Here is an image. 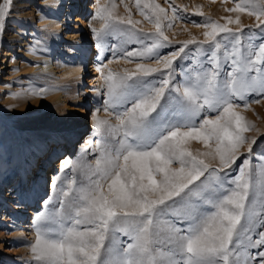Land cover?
<instances>
[{"label": "snow or ice", "instance_id": "6c2138e0", "mask_svg": "<svg viewBox=\"0 0 264 264\" xmlns=\"http://www.w3.org/2000/svg\"><path fill=\"white\" fill-rule=\"evenodd\" d=\"M11 2H0V31ZM143 6L152 16L141 15L156 28L152 43L127 51L123 58H155L158 67L137 63L134 71L106 75L107 64L97 67L108 97L105 112L114 115L116 123L95 119V127L106 134L97 142L100 155L95 167H89L86 185L76 188L71 180L60 189L59 208L47 214L48 226H41L38 219L32 254L40 264H180L171 259L177 254L182 264H264V231H257L255 238L249 235L247 244L241 240L242 232H252L256 197L250 191V160L244 158L237 165L239 175L234 179L226 171L240 160L242 145L251 154L255 144L244 136L250 125L238 113L241 105L236 101L253 91L264 93V35L258 45H244L242 29L233 32L227 26L238 20L209 21L203 25L204 42L188 40L161 56L158 49L168 46L161 31L165 10L152 3ZM172 11L176 19V9ZM229 11H246L260 21L255 27L264 25V0H242ZM95 17L103 21L100 30L91 29L98 40L125 23L113 21L109 8L100 6L99 0ZM221 34L227 44L217 39ZM190 44H197L198 56L206 59L194 60V74L185 73L181 90L172 87L170 70ZM161 66L169 71H161ZM157 72L162 77L158 83L146 79ZM166 96L176 101L178 113L169 109ZM192 140L207 151H189ZM212 161H218L217 167ZM225 178L234 187H226ZM58 179L52 181L53 188ZM253 227L264 229V219ZM117 234L130 241L120 250L111 247L122 243ZM159 244L166 251L158 250ZM105 252L112 258H106Z\"/></svg>", "mask_w": 264, "mask_h": 264}, {"label": "rangeland", "instance_id": "374dc122", "mask_svg": "<svg viewBox=\"0 0 264 264\" xmlns=\"http://www.w3.org/2000/svg\"><path fill=\"white\" fill-rule=\"evenodd\" d=\"M57 1L12 0L10 15L6 19L3 30L0 31V193L4 192L7 195L6 190L11 188V197L19 198L15 159L18 158L19 153H26L33 141H40V137L45 135L52 125H59L66 118L67 108L72 106L77 94L81 93L79 91L77 93L80 86L92 91L87 95L91 116L88 125L84 127V131L74 142L72 161L68 167L64 168L63 172L59 171L55 174L54 179L59 177L56 188L51 186L54 179L50 180L47 189L36 198L39 203L38 209L34 215L30 216L28 223L26 222L27 230L31 228L33 232L32 237L13 236L14 220L8 214L4 202L0 201V264H40L30 254L31 246L35 242L38 219L41 226L50 224V221L46 219L47 214L52 209L59 208L60 189L66 188L69 181L75 180L74 187L76 188L87 184L88 169L95 167L96 159L100 155L97 150V142L106 138L104 131L95 127V119L108 120L111 124L116 123L115 116L105 112V101L108 97L100 72L96 70L95 75L87 74L85 76V81L92 79V85L87 82L80 85L78 77L69 78L60 83L48 72H40L37 68V61L41 56L47 60L56 59L67 66L77 63L70 52L71 45H67L66 51L61 53L46 37L52 26L49 21L54 18L51 12H56L58 9H56ZM67 1L69 0H65V3ZM138 2L139 8L136 6ZM240 2L242 0H99L100 6L109 8L113 21L123 19L125 23L117 24V31L104 33L98 40L91 31L92 28L100 30L103 27V21L95 17L97 0H85L86 5L82 7V12L88 23V31L93 38L92 46L97 52L96 69L107 64L108 68L104 73L106 75L108 71L113 73L134 71L137 63L153 68L158 67L155 58L131 57L127 60L123 58L127 51L142 49L152 43L150 37L155 34L156 28L153 22L141 15V12H144L149 17L152 16L151 11L144 8L145 3L159 5L166 13V18L161 19V31L167 37L164 43L168 46L158 49L161 56L178 50L188 40L195 39L198 43L204 42L203 33L206 29L203 25L209 21L225 24L228 18L239 21L238 24L233 23L227 26L233 32L242 29V44L258 45L259 37L264 35L261 31L264 25H261L260 28L255 27L260 21L254 16H248L246 11H229V9L235 8L236 3ZM173 8L176 9V19H173ZM62 15L65 16L66 13L61 10L59 17L61 18ZM129 20L133 22L131 25L128 24ZM154 20L155 17H152V21ZM69 21L70 19L67 22ZM63 28L67 33H73L69 29V25L63 26ZM223 35L217 37L222 45L228 43L223 39ZM204 47L207 48L208 45L205 43ZM196 48L197 44H190L182 57L174 61L173 68L170 70L172 87L180 86L182 90L185 73L194 74L192 73V68L195 67L194 60L206 59L203 55L198 56ZM90 60H92L91 57L88 58V62ZM161 71L169 70L163 69L161 66ZM161 78L160 73L157 72L146 79L152 83H158ZM60 89L64 95L63 99L66 101L63 104H56L55 98ZM171 95L177 94L173 92ZM166 99H168L169 109H175L178 113L180 109L176 105V101L167 96ZM236 103L241 105L237 109L238 113L250 125L249 130L244 133L245 138L248 141L255 140L252 153H248L246 144L242 145L238 152L240 160L226 170L231 179H234L236 175H239L237 165H240L244 158L250 160L248 171L253 185L250 191H255L256 197L255 203L252 205L254 213L252 224L249 225L252 227V232L241 233L242 242L247 244L249 235L255 238L257 231H264L262 228L253 227V225H258L261 219H264V214H262L264 186L261 184V180L264 179L261 176V173L264 172V93L258 94L257 91H253L246 94L244 100H238ZM244 104H247V108L243 107ZM210 115L214 118L216 113L213 112ZM202 118L203 114L196 118L197 122ZM84 140L86 143L83 142ZM53 145V143H48V147ZM187 147L194 154L207 151L201 143L195 140L190 141ZM45 158H47V154ZM211 164L212 167H217L218 161H212ZM220 176L224 177V172H220ZM225 185L234 187L229 178H225ZM8 202L15 204L13 199H8ZM206 207L210 208V205ZM242 223L245 222L242 221ZM117 235L122 243L113 244L111 247L120 250L126 247L130 241L126 236ZM109 244L110 242L106 241V245ZM157 248L166 251L163 244L157 245ZM104 255L106 258H112L109 252H105ZM166 259L168 258L166 257ZM171 259L180 261L182 264L178 254Z\"/></svg>", "mask_w": 264, "mask_h": 264}, {"label": "bare ground", "instance_id": "6f19581e", "mask_svg": "<svg viewBox=\"0 0 264 264\" xmlns=\"http://www.w3.org/2000/svg\"><path fill=\"white\" fill-rule=\"evenodd\" d=\"M84 5H86L85 0H69L67 3H65V0H58L56 2L57 11L51 12L54 18L49 21L52 26L49 28L46 37L61 53L66 51L67 45H71L70 52L77 63L67 66L56 59L47 60L44 56H41L37 61V68L40 72H48L60 83L67 81L69 78L78 77L80 85L85 82L90 85L93 84L92 79L85 81L87 74L95 75L96 73L97 52L92 46L93 38L88 31V23L82 12ZM61 10L66 13L65 16L62 15L64 18L59 17ZM68 19H70L69 22H67ZM68 25L73 33H67L63 28V26ZM90 57L92 60L88 62ZM76 80L78 81V79ZM60 91L61 89L55 98L56 104H63L66 101ZM78 91L81 93L77 94L72 106L67 108L68 115L66 118L59 125H52L46 134L40 137V141H33L29 146V150L23 154L19 153L18 158L15 159V175L17 176L19 198L14 199L13 196L11 197V188L6 190L7 195L4 192L0 193V201L4 202L8 214L14 220V237H32L33 232L31 228L27 230L26 225L30 216L34 215L38 209L39 203L36 198L47 189L48 181L53 180L55 174L61 171L62 168H66V163L68 167L74 154V142L84 131V127L88 125L91 111H89L87 95L92 91L84 86H80L77 93ZM65 95L67 96V94ZM85 140L84 143H86ZM48 143L54 145L48 147ZM46 154L47 158H45ZM8 199H13L15 204L9 203ZM30 254L34 256L31 250Z\"/></svg>", "mask_w": 264, "mask_h": 264}]
</instances>
